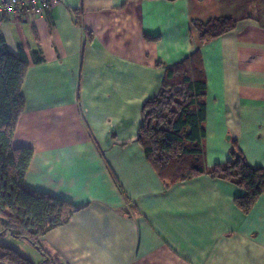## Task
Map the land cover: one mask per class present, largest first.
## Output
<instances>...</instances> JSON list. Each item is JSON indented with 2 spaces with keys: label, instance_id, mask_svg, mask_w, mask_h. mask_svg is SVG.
Returning <instances> with one entry per match:
<instances>
[{
  "label": "crops",
  "instance_id": "0c3cea01",
  "mask_svg": "<svg viewBox=\"0 0 264 264\" xmlns=\"http://www.w3.org/2000/svg\"><path fill=\"white\" fill-rule=\"evenodd\" d=\"M221 16L237 28L199 43L192 20ZM0 33L29 59L13 139L35 149L25 185L82 207L42 238L48 254L62 264H264V195L244 211L245 191L230 181L167 184L139 141L167 68L199 52L208 168L232 160L234 144L264 168V0H64L42 16H7Z\"/></svg>",
  "mask_w": 264,
  "mask_h": 264
},
{
  "label": "trees",
  "instance_id": "16d2710c",
  "mask_svg": "<svg viewBox=\"0 0 264 264\" xmlns=\"http://www.w3.org/2000/svg\"><path fill=\"white\" fill-rule=\"evenodd\" d=\"M238 20L216 17L192 20V32L205 43L234 31ZM3 45V47H1ZM35 61L42 57L35 52ZM29 59L24 49L9 51L0 37V219L3 233L34 245L44 260L52 264L41 240L51 230L67 224L82 209L49 193L37 192L25 185L35 149L15 147L13 139L26 107L22 86ZM207 79L199 52L168 67L160 92L143 108L139 141L147 157L167 184L209 174L236 184L245 194L236 203L249 211L264 195V168L252 167L234 144L233 159L208 168ZM0 260L10 264H37L18 250L0 243Z\"/></svg>",
  "mask_w": 264,
  "mask_h": 264
},
{
  "label": "built area",
  "instance_id": "2783aa9c",
  "mask_svg": "<svg viewBox=\"0 0 264 264\" xmlns=\"http://www.w3.org/2000/svg\"><path fill=\"white\" fill-rule=\"evenodd\" d=\"M62 2L64 0H0V23L7 16L13 18L16 16L45 15L50 9Z\"/></svg>",
  "mask_w": 264,
  "mask_h": 264
},
{
  "label": "rangeland",
  "instance_id": "374dc122",
  "mask_svg": "<svg viewBox=\"0 0 264 264\" xmlns=\"http://www.w3.org/2000/svg\"><path fill=\"white\" fill-rule=\"evenodd\" d=\"M2 223L3 222L0 219V234L3 233L4 231V227ZM0 243L12 247L15 250H18L21 254L30 258L37 264H39V262L44 260V257L41 256L42 254L34 245H32L27 240L15 238L9 233H4L0 237ZM49 256L51 257L52 264H62L60 259L56 255L49 254ZM40 258H42L41 261Z\"/></svg>",
  "mask_w": 264,
  "mask_h": 264
}]
</instances>
